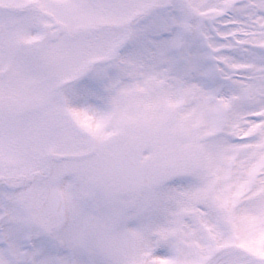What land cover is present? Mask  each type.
<instances>
[{
    "label": "snow or ice",
    "instance_id": "1",
    "mask_svg": "<svg viewBox=\"0 0 264 264\" xmlns=\"http://www.w3.org/2000/svg\"><path fill=\"white\" fill-rule=\"evenodd\" d=\"M0 264H264V0H0Z\"/></svg>",
    "mask_w": 264,
    "mask_h": 264
}]
</instances>
